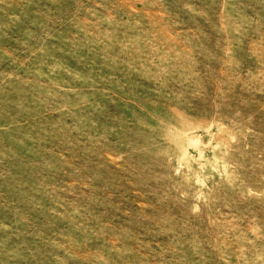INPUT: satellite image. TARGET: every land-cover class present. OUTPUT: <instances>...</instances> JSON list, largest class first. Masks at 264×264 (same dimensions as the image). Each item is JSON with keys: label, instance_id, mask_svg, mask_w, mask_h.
<instances>
[{"label": "rangeland", "instance_id": "obj_1", "mask_svg": "<svg viewBox=\"0 0 264 264\" xmlns=\"http://www.w3.org/2000/svg\"><path fill=\"white\" fill-rule=\"evenodd\" d=\"M0 264H264V0H0Z\"/></svg>", "mask_w": 264, "mask_h": 264}]
</instances>
